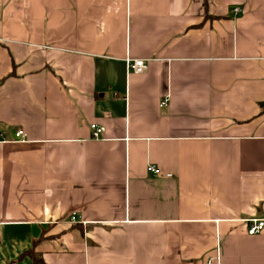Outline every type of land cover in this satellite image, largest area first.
Here are the masks:
<instances>
[{
  "label": "crops",
  "instance_id": "obj_1",
  "mask_svg": "<svg viewBox=\"0 0 264 264\" xmlns=\"http://www.w3.org/2000/svg\"><path fill=\"white\" fill-rule=\"evenodd\" d=\"M1 80L0 264H264V0H0Z\"/></svg>",
  "mask_w": 264,
  "mask_h": 264
},
{
  "label": "built area",
  "instance_id": "obj_2",
  "mask_svg": "<svg viewBox=\"0 0 264 264\" xmlns=\"http://www.w3.org/2000/svg\"><path fill=\"white\" fill-rule=\"evenodd\" d=\"M235 11H241V9L239 7L235 8ZM127 69L131 70L133 72H143L147 69V60L145 59H133V60H129L127 61ZM167 104V100L164 99L161 101V106H164ZM91 127L93 129V136L99 137L102 132L104 131L103 126H100L96 123L91 124ZM23 133V130L20 129L17 131V136L21 135ZM148 170L154 174H161V168L159 166H157L154 163H151L148 165ZM167 176H172V173H167ZM71 220L72 221H78V215L76 211L72 212L71 215ZM245 222L247 224L246 228L247 231L250 234H258L260 232H262L264 230V215L261 216H255V217H250L245 219Z\"/></svg>",
  "mask_w": 264,
  "mask_h": 264
},
{
  "label": "trees",
  "instance_id": "obj_3",
  "mask_svg": "<svg viewBox=\"0 0 264 264\" xmlns=\"http://www.w3.org/2000/svg\"><path fill=\"white\" fill-rule=\"evenodd\" d=\"M2 81H3V80H1L0 83H1ZM25 254H30V255H32V257H33V259H34V261H35V264H47V263L44 261V259H43L40 255L36 254V252H35L33 249L28 250Z\"/></svg>",
  "mask_w": 264,
  "mask_h": 264
}]
</instances>
